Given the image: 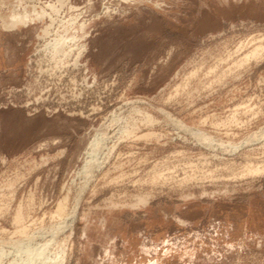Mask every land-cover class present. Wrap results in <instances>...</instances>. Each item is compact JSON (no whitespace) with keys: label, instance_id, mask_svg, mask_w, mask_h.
I'll return each mask as SVG.
<instances>
[{"label":"rangeland","instance_id":"obj_1","mask_svg":"<svg viewBox=\"0 0 264 264\" xmlns=\"http://www.w3.org/2000/svg\"><path fill=\"white\" fill-rule=\"evenodd\" d=\"M43 254L264 264V0H0V264Z\"/></svg>","mask_w":264,"mask_h":264},{"label":"bare ground","instance_id":"obj_2","mask_svg":"<svg viewBox=\"0 0 264 264\" xmlns=\"http://www.w3.org/2000/svg\"><path fill=\"white\" fill-rule=\"evenodd\" d=\"M32 16H33V19H35V18H38L39 17V15L38 14H31ZM31 17H30V20H29V18L28 17H26V16H22V15H20V17L19 18H14V16L11 18V21H10V25H9V27H11V28H14V27H16L17 25H21V24H25L26 22H29V21H31V20H33ZM69 21H71V19L69 20ZM65 24V23H64ZM84 27H85V24H79V25H76V22H72L71 21V23H67V25H65L64 27H62V30H60V32L62 33V35H60L59 33H58V37L61 39V44H60V47L64 44V43H66V42H72V41H80V40H82L83 38H81V37H79L78 38V36H77V34H78V32L79 31H82L83 29H84ZM74 29H76V30H74ZM73 30H74V32H73ZM44 32H46V31H44ZM147 120V119H146ZM149 120V119H148ZM151 121V120H150ZM93 140H92V142H91V147L89 148V152H88V154H89V156H87V157H89V159H88V161L86 162V164H85V166L83 167V169H82V171L85 173V174H89L90 173V171H92V170H94V169H97L99 166H100V164H101V161H100V159L103 157V155H102V157L99 159V161H90V160H92L93 159V157H94V154L93 153H95L98 149H99V146H97V144L98 143H100V137H99V135H96L95 134V137L94 138H92ZM203 139H205V138H203ZM196 140V139H195ZM209 141H211V140H209ZM199 142V141H198ZM209 146V145H208ZM94 147H96V148H94ZM211 147H213V146H211ZM236 150V149H235ZM90 161V162H89ZM95 167V168H94ZM94 168V169H93ZM62 207V208H61ZM64 208L65 207H63L62 206V204L61 205H59V207L57 208V210H56V213L57 214H61L63 211H64ZM74 208L75 207H73V210H74ZM62 209V212H59L60 210ZM72 210V212H71V214L70 215H68L65 219H64V221L62 222V224L61 225H59L58 227H57V229L58 230H60V229H65V228H67V227H70L71 228V226H72V221L74 220V218H75V211H73ZM57 217H59V215L57 216ZM69 228V229H70ZM70 235V234H69ZM53 237V236H52ZM42 256V261L39 263V264H44L46 261H48L50 264H55V262H58L59 264H61L62 262H63V258H61L60 259V257L62 256H60V257H58V258H54L53 260H49V258L48 257H46L44 254L43 255H41ZM35 258H36V256H35ZM52 258V257H51ZM24 262L26 261L28 264H29V262L31 261V259L29 258V257H26L24 260H23ZM38 262V261H37ZM38 264V263H37Z\"/></svg>","mask_w":264,"mask_h":264}]
</instances>
